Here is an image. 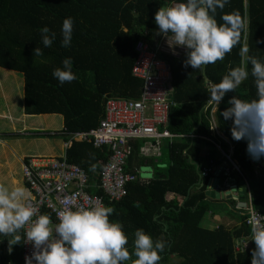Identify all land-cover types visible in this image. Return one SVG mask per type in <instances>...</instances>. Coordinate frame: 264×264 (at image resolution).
I'll list each match as a JSON object with an SVG mask.
<instances>
[{"label":"trees","instance_id":"1","mask_svg":"<svg viewBox=\"0 0 264 264\" xmlns=\"http://www.w3.org/2000/svg\"><path fill=\"white\" fill-rule=\"evenodd\" d=\"M174 2L0 0V67L23 76L25 113L61 114L65 132L70 136L98 125L107 97L137 98L141 80L131 73L135 42L141 38L152 39L151 33L157 27L153 21L154 12ZM221 11L237 14L243 28L239 43L231 52L226 53L223 60L204 68L207 82L199 70L182 67L185 52L179 57L163 55L171 71L170 111L166 125L171 133L187 135L192 131L193 135L215 139L209 128L211 106L206 105L211 100L207 94L209 85L219 82L230 67L239 64L241 46H247L249 54L264 59V0H228L223 10H217L218 23ZM69 16L73 18V35L70 46L64 48L59 43V29L62 19ZM45 24L57 32V40L48 48L40 43L38 31ZM35 46L41 47L42 56L32 57ZM64 57L72 58V70L77 78L61 85L51 73L61 66ZM232 95L226 93L216 105V124L233 145L231 158L241 172H237V183L242 186L245 179L254 208L264 213V176L255 173V161L245 151L246 141L233 140L228 120L219 115ZM236 95L242 100L255 97L251 76L238 86ZM216 139L226 150L227 143L217 136ZM191 140L188 136L162 138L159 150L166 162L161 164L155 163V155H138L143 139L133 140L125 169L137 173L136 169H131L133 162L136 167L149 165L152 176L145 179L137 176L127 183L126 194L118 201L108 202L105 198L106 206L114 209L109 219L123 226L129 248L137 228L154 239L165 241L166 247L158 264H170L167 260L172 254L179 258L173 264H250L252 246L248 244L239 251L234 248L236 238L246 237L250 231L243 216H238V222L229 226L220 222L212 227L201 224L207 215L210 217L215 213L212 204L219 200L205 195L208 177L199 179L198 169L191 162L198 158L200 149L197 145L203 139L195 136ZM109 154L106 146L97 147L91 141L74 138L66 150L67 160L83 167L90 181L95 183L101 163ZM141 157L145 158V164ZM93 164L96 165L95 172L90 171ZM90 191L102 194L97 187ZM168 192L176 193L179 197L176 202L166 201ZM13 247L22 250V243ZM13 256L12 251L9 255L12 264Z\"/></svg>","mask_w":264,"mask_h":264},{"label":"clouds","instance_id":"2","mask_svg":"<svg viewBox=\"0 0 264 264\" xmlns=\"http://www.w3.org/2000/svg\"><path fill=\"white\" fill-rule=\"evenodd\" d=\"M227 3L228 0H175L154 12L156 32L165 38L168 47L173 51L176 47L185 49L182 67L199 70L203 75L207 65L223 60L239 43L243 28L240 17L221 11L220 22L216 19L217 10H223ZM38 31L44 48L57 40V32L47 24ZM72 35L73 18L65 17L59 29L60 46L69 47ZM238 55L239 64L230 67L219 82L210 84L207 94L218 105L226 93H233L219 115L229 124L231 120V138L246 141L247 155L258 161L264 157V59L249 54L247 46H241ZM40 56L42 49L35 46L32 57ZM51 75L61 85L75 80L72 58L64 57ZM249 76L255 97L239 99L236 89ZM95 169L96 165H90V171ZM29 200L22 184H0V240L6 239L8 253L13 245L30 243L32 251L25 256V264H158L166 247L165 241L137 228L129 248L123 226L109 219L114 212L111 206H65L56 212L53 222L49 214H38ZM248 240L255 245L250 264H264V223L254 220L250 224Z\"/></svg>","mask_w":264,"mask_h":264},{"label":"built area","instance_id":"3","mask_svg":"<svg viewBox=\"0 0 264 264\" xmlns=\"http://www.w3.org/2000/svg\"><path fill=\"white\" fill-rule=\"evenodd\" d=\"M151 38V40L141 38L134 45L135 58L131 73L141 80L138 97H107L98 125L87 131L75 132L72 136L77 140L91 141L97 147L106 146L109 150L107 160L101 163L98 170L96 183L90 181L83 167L67 160L66 150L72 139L64 142L66 149L62 155L29 156L24 160L21 169L22 180L30 195L29 203L36 207L38 214H49L55 222L56 212L62 207L106 205L105 198L108 202L120 200L126 194L127 183L134 181L141 173L139 169L136 170L137 173L125 169L132 149L131 142L143 139L138 155L151 156L159 153V142L162 138L182 135L171 133L166 126L172 88L170 65L163 55L179 57L185 49L176 47L174 51L171 50L165 38L156 31L151 33ZM215 146L220 150L219 142H216ZM221 151L230 163L228 167L223 168L222 175L227 176L232 170L241 174L239 166L231 156ZM258 163L254 165L255 173L264 176V169ZM216 165V159L208 158L207 164L203 165L198 173L199 177L213 174L218 176L219 170L216 169ZM225 186L232 195L230 209L243 216V222L249 229L254 220L264 223V213L254 208L247 185L244 203L236 198L230 184L225 183ZM95 187L101 189L102 194L90 191ZM64 201H67V204H64ZM249 235L250 231L248 236L235 240V250L245 249L248 244L252 249L255 247L251 240L246 242ZM31 251L30 243H22L21 264H25L24 258L30 255Z\"/></svg>","mask_w":264,"mask_h":264},{"label":"crops","instance_id":"4","mask_svg":"<svg viewBox=\"0 0 264 264\" xmlns=\"http://www.w3.org/2000/svg\"><path fill=\"white\" fill-rule=\"evenodd\" d=\"M206 104L207 106L209 105L211 106L210 118H209V122H210L209 128L211 130V134L214 136L215 139H212L211 136L208 137V136L199 135L203 139V142L197 145L200 149L198 153L199 156L197 159L191 160V162L195 163V168L198 169V173H199V170H201L202 166L207 164V159L209 158V156L211 158L216 159V162H217L216 169L219 170V174L218 176H216L215 174H213L212 176L211 175L206 176L208 178L205 184V189H209L211 185V188L213 187L215 189L221 190L224 193V195H223V198H210L207 195L206 196L210 199H215V201L219 200L223 202L224 204H226V207L230 211L231 210L230 203L232 202L230 198H232V195H231V192H229V190L226 189L225 183L230 184L231 191H234L236 198L242 203H244V201L246 200V191H247L246 185L248 186V184L245 181V179H243L244 182L242 186L237 183L238 182L237 181V171L235 170H232V171L235 172L236 176L232 173V171L227 176L222 175L223 168L225 166L228 167L230 163L225 159L221 150H223L224 152H226L227 154L231 156L233 145L228 140V138L225 135H223L222 132H220V130L217 127L216 118L214 115V112L216 109V103L212 100H208ZM17 109H18L17 113H13L14 111L13 108H10L9 104H7L6 109L0 111V118L4 119L3 122L0 123V125L3 124L0 127V184H7V185L22 184L27 190V187L22 180V174H21V169H22L24 160L29 156L48 157V156L62 155V153L66 149L64 147V142L70 139H73L72 138L73 135L70 134V136H68L69 133L65 132L66 130L64 129V125H63V116L61 114H58V113H42V114L25 113L23 101H21ZM5 114H7L8 120H6ZM49 115H55V116L58 115V117H60V128L50 127L51 120H48L50 117ZM38 116H42V120L37 118ZM41 125H44V126H41ZM211 126H214V127L212 128ZM215 127H217V129H215ZM39 129L42 131L39 132L38 131ZM43 134L50 135V137L53 135L52 137L57 136L61 138L62 144H60L61 147L57 153H51L50 155H41L40 152L42 151H41L40 145L37 142L35 143L32 140L31 141L25 140V137H31V139H34V138L36 139V137H39L40 135H43ZM65 136L68 137L66 140L63 138ZM181 136H188L190 142L192 141L191 140L192 137H195V136L199 137L198 135H193L192 131L191 133L187 135L182 134ZM216 136L227 143L226 150H224L221 146H220V150L216 148L215 143L219 142L218 139H216ZM47 138L49 137H44L42 142H44L45 139ZM74 140H77V138H75ZM48 150L49 149L47 147L44 149V151H48ZM183 152L185 151L183 150ZM160 154H161V150H159V153L156 155H160ZM141 158L143 161L142 164H145V158L143 157ZM188 159L190 162L191 156H189ZM256 163L260 164L262 166V169H264V158L263 157L260 160L255 161V164ZM144 167H148V168L140 170V168H144ZM131 169H136V170L139 169L141 172H145V175L143 176L139 174V178L141 179H145L147 177L150 178L152 176V169L149 165L136 167V165L133 162L131 165ZM198 178L200 179L201 177L198 176ZM214 182L215 184H213ZM176 198H179L177 197L176 193L168 192L166 194V201L168 202H173V201L176 202L177 201ZM220 213L221 211H218L217 209L216 212L213 213L209 217L211 219V223L204 224V225L212 227V226H215V223L220 222V223H225L226 225L229 226V224L231 225V224H235L236 221L238 222V216H240L239 214H236L234 212L237 215V218L234 220L235 221L234 222V221L228 220L229 218L228 216L220 215ZM206 219L208 218L206 217ZM240 237H243V236H240ZM238 238H236V240ZM12 251L14 252L13 264H16V263L20 264V260L22 263V258H21L22 250H18L17 247L15 248L13 247ZM11 253L7 252L6 239L0 240V264H12L11 263L12 261L9 258V255ZM172 256L176 258V261L175 260L172 261ZM178 260L179 258H177L175 254H172L168 258L167 262L170 264H173V263H176Z\"/></svg>","mask_w":264,"mask_h":264},{"label":"rangeland","instance_id":"5","mask_svg":"<svg viewBox=\"0 0 264 264\" xmlns=\"http://www.w3.org/2000/svg\"><path fill=\"white\" fill-rule=\"evenodd\" d=\"M21 101H23V76L21 75V73L17 71L0 67V111L5 110L7 104H9L10 108H13L14 110L13 113H17L18 111L17 107L19 106ZM49 116L50 117L48 120H51L50 127L60 128V117H58V115L56 116L49 115ZM5 118L6 120H8L7 114H5ZM37 118L42 120V116H38ZM3 120L4 119L0 118V123L3 122ZM2 125H0V127ZM215 129H217V127H215ZM38 131L41 132L42 130L39 129ZM52 136L50 137V135L43 134L40 135L39 137H36V139L35 138L31 139V137H25V140L26 141L32 140L35 143L37 142L40 145L42 151V152L39 151L41 155H50L51 153H57L61 147L60 144H62L61 138L57 136L54 137ZM44 137H49V138L45 139V141L42 142ZM46 147L49 149L48 150L49 152L44 151ZM155 156H156L154 157L156 158L155 163L161 164L163 162H166V159L161 154ZM232 173L236 176L234 171H232ZM213 206H215V212L218 209V211H221L220 215H225L229 217L228 220L234 221L237 218V215L232 210L229 211V209L226 207V204H224L223 202L216 201L215 203L212 204V207ZM206 217L208 219H206ZM206 217L201 222V224L211 223V219L209 218V216L207 215ZM174 260L176 261V258L172 256V261Z\"/></svg>","mask_w":264,"mask_h":264},{"label":"water","instance_id":"6","mask_svg":"<svg viewBox=\"0 0 264 264\" xmlns=\"http://www.w3.org/2000/svg\"><path fill=\"white\" fill-rule=\"evenodd\" d=\"M203 73H204V69H203ZM202 76H203L204 80L207 82V78L205 76V73ZM147 168L148 167L140 168V170L147 169ZM140 174L143 176V175H145V172H141ZM213 184H215V182ZM205 195H207L210 198H223L224 193L221 190L215 189L213 187L211 188V185H210L209 189H205Z\"/></svg>","mask_w":264,"mask_h":264}]
</instances>
